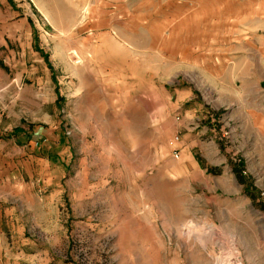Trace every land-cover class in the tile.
Wrapping results in <instances>:
<instances>
[{
  "label": "rangeland",
  "instance_id": "rangeland-1",
  "mask_svg": "<svg viewBox=\"0 0 264 264\" xmlns=\"http://www.w3.org/2000/svg\"><path fill=\"white\" fill-rule=\"evenodd\" d=\"M263 192L264 0H0V264H264Z\"/></svg>",
  "mask_w": 264,
  "mask_h": 264
},
{
  "label": "crops",
  "instance_id": "crops-1",
  "mask_svg": "<svg viewBox=\"0 0 264 264\" xmlns=\"http://www.w3.org/2000/svg\"><path fill=\"white\" fill-rule=\"evenodd\" d=\"M263 194H264V192H263ZM250 195H251V197H249V198H250L251 202L255 200V202H259L261 204H264V195H260V193H256V194L252 193ZM263 207H264V205H263ZM261 242L262 243H261L260 247L264 249V233L262 235ZM263 252H264V250H263Z\"/></svg>",
  "mask_w": 264,
  "mask_h": 264
}]
</instances>
